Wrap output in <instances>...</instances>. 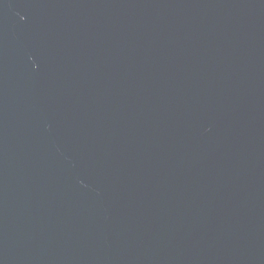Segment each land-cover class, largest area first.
<instances>
[{
	"label": "water",
	"instance_id": "obj_1",
	"mask_svg": "<svg viewBox=\"0 0 264 264\" xmlns=\"http://www.w3.org/2000/svg\"><path fill=\"white\" fill-rule=\"evenodd\" d=\"M0 264H264V0H0Z\"/></svg>",
	"mask_w": 264,
	"mask_h": 264
}]
</instances>
